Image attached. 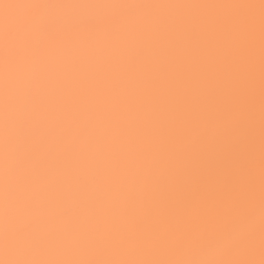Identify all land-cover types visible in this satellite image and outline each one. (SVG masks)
<instances>
[{
  "label": "snow or ice",
  "instance_id": "snow-or-ice-1",
  "mask_svg": "<svg viewBox=\"0 0 264 264\" xmlns=\"http://www.w3.org/2000/svg\"><path fill=\"white\" fill-rule=\"evenodd\" d=\"M0 264H264V0H0Z\"/></svg>",
  "mask_w": 264,
  "mask_h": 264
}]
</instances>
